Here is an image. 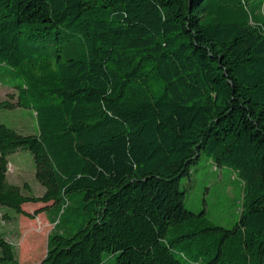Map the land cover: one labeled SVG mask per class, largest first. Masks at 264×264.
Listing matches in <instances>:
<instances>
[{
  "label": "trees",
  "instance_id": "16d2710c",
  "mask_svg": "<svg viewBox=\"0 0 264 264\" xmlns=\"http://www.w3.org/2000/svg\"><path fill=\"white\" fill-rule=\"evenodd\" d=\"M263 4L0 0V83L37 121L0 122V206L53 224L38 263L0 231V264H264ZM20 147L40 195L7 180ZM202 153L241 187L230 226L184 203Z\"/></svg>",
  "mask_w": 264,
  "mask_h": 264
},
{
  "label": "rangeland",
  "instance_id": "374dc122",
  "mask_svg": "<svg viewBox=\"0 0 264 264\" xmlns=\"http://www.w3.org/2000/svg\"><path fill=\"white\" fill-rule=\"evenodd\" d=\"M247 11L257 12L254 4L248 3ZM259 11V9H258ZM264 15V4L260 8ZM4 68L3 66H1ZM10 81L3 79L0 83V100L7 99L14 106L0 107V122L15 127L23 133H34L37 130L35 112L30 107L16 105L17 93L14 87L9 86ZM9 160L7 180L22 186L26 194L40 195L45 187L35 177L34 160L31 152L25 148H18L7 155ZM189 176H183L180 186L185 189L184 203L193 211L204 209L206 215L215 223L230 226L241 209V187L235 173L226 168H216L215 164L204 153L192 164ZM27 182L29 188L23 187ZM75 201L73 200L72 204ZM42 203L27 202L23 208L34 214L27 216L15 213L10 209L0 206V231L15 247L16 256L20 262L38 263L46 251L47 235L52 225L44 212H37ZM54 208L45 212L51 214ZM7 212L11 217L4 218ZM74 222L69 220L67 224ZM62 225V226H63ZM113 261V256L109 257Z\"/></svg>",
  "mask_w": 264,
  "mask_h": 264
}]
</instances>
